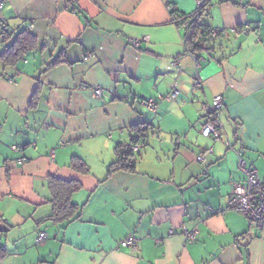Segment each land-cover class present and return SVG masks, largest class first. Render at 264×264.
Masks as SVG:
<instances>
[{
	"label": "crops",
	"instance_id": "obj_1",
	"mask_svg": "<svg viewBox=\"0 0 264 264\" xmlns=\"http://www.w3.org/2000/svg\"><path fill=\"white\" fill-rule=\"evenodd\" d=\"M199 1L0 0V28L37 39L0 65L16 82L0 78V264H264V229L227 208L241 158L264 181V0H205L219 37L195 55L173 14ZM218 95L220 140L202 134ZM137 126L152 130L135 171L109 174ZM50 177L81 185L70 223L53 217ZM131 235L138 248L120 247Z\"/></svg>",
	"mask_w": 264,
	"mask_h": 264
},
{
	"label": "trees",
	"instance_id": "obj_2",
	"mask_svg": "<svg viewBox=\"0 0 264 264\" xmlns=\"http://www.w3.org/2000/svg\"><path fill=\"white\" fill-rule=\"evenodd\" d=\"M203 6L198 8L197 12L192 16L173 14L174 22L186 30L185 42L187 50L195 55L202 52L211 53L215 50V42L219 35L212 38L211 27L205 25L203 18L208 16V2L201 0ZM0 32L6 37V41H11L9 48L0 55V65L6 69L16 68L20 61L26 56L35 51L37 47V39L28 30H22L16 33L12 39L10 33L4 25L1 26ZM5 72L0 74V78H6ZM152 128L149 126H137L131 128L133 134L129 145H119L115 154L117 161L109 168V174L117 171H135L140 151L134 153L131 145L141 144L143 148L148 145L149 136ZM72 168L83 174L89 173V168L86 163L74 158L71 164ZM49 188L52 194L53 217L56 221L70 223L80 216V207L72 201V196L75 192L81 189L80 183L77 181H65L56 177L49 178ZM1 252V250H0Z\"/></svg>",
	"mask_w": 264,
	"mask_h": 264
},
{
	"label": "built area",
	"instance_id": "obj_3",
	"mask_svg": "<svg viewBox=\"0 0 264 264\" xmlns=\"http://www.w3.org/2000/svg\"><path fill=\"white\" fill-rule=\"evenodd\" d=\"M203 6V2L199 1L198 8ZM173 19L175 17L173 16ZM236 33L237 29H233ZM219 35V31L212 30L211 36L215 38ZM0 39L6 41V37L0 33ZM147 40V39H143ZM142 40H133L132 45L134 47H139ZM7 81L10 84H16L15 80L7 77ZM101 91L96 90V95L101 96ZM175 96V95H173ZM143 104L150 109L154 110L157 106L156 101L153 99H144ZM224 107L223 96L218 95L213 99L211 105H208L205 109V125L202 128V134L206 137H213L220 140L223 127L220 121V115ZM228 147H231V143L228 141ZM141 144L131 145L130 149L134 153H138L141 149ZM212 153V151H210ZM243 152H239V156ZM199 162L204 161V156H200L197 159ZM24 163V159L19 161ZM240 169L245 173L246 179L244 183H234L232 184L231 193L227 199V208L234 212L241 214L249 222L255 225L257 228L264 229V181L260 178L257 169L254 166L246 167V162L243 158L240 159ZM197 231L187 230L183 227V235L187 241H194L196 238ZM46 234L41 233L38 237V242L41 243L45 240ZM138 239L131 235L121 241L119 244L122 248H138ZM4 248L2 240L0 239V250Z\"/></svg>",
	"mask_w": 264,
	"mask_h": 264
}]
</instances>
